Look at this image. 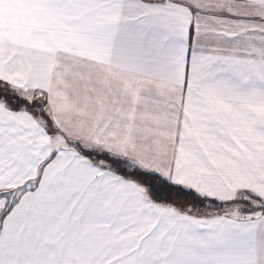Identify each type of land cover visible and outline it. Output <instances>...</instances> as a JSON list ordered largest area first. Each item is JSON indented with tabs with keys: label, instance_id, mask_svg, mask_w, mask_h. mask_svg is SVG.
Here are the masks:
<instances>
[{
	"label": "snow or ice",
	"instance_id": "1",
	"mask_svg": "<svg viewBox=\"0 0 264 264\" xmlns=\"http://www.w3.org/2000/svg\"><path fill=\"white\" fill-rule=\"evenodd\" d=\"M0 264H264V0H0Z\"/></svg>",
	"mask_w": 264,
	"mask_h": 264
}]
</instances>
